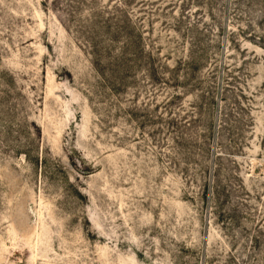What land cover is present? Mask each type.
<instances>
[{"label": "rangeland", "instance_id": "1", "mask_svg": "<svg viewBox=\"0 0 264 264\" xmlns=\"http://www.w3.org/2000/svg\"><path fill=\"white\" fill-rule=\"evenodd\" d=\"M0 264H264V0H0Z\"/></svg>", "mask_w": 264, "mask_h": 264}]
</instances>
